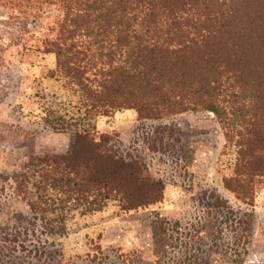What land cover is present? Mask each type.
Instances as JSON below:
<instances>
[{
	"label": "trees",
	"instance_id": "obj_1",
	"mask_svg": "<svg viewBox=\"0 0 264 264\" xmlns=\"http://www.w3.org/2000/svg\"><path fill=\"white\" fill-rule=\"evenodd\" d=\"M52 8L58 17L39 38L32 29ZM0 10L10 48L54 56L46 79L59 86L51 97L64 100L42 106L43 121L68 136L60 154L26 146L18 168L1 176L0 199L17 197L27 215L15 228L0 226V264L33 254L23 244L29 233L65 237L77 214L110 202L129 213L163 201L165 181L114 133L97 130V118L111 121L117 112L132 110L142 122L212 114L231 155L223 187L254 204L264 190V0H0ZM169 227L152 223L163 249ZM40 250L35 245L30 259Z\"/></svg>",
	"mask_w": 264,
	"mask_h": 264
},
{
	"label": "rangeland",
	"instance_id": "obj_2",
	"mask_svg": "<svg viewBox=\"0 0 264 264\" xmlns=\"http://www.w3.org/2000/svg\"><path fill=\"white\" fill-rule=\"evenodd\" d=\"M4 14L0 10V186L1 176L23 161L26 146L43 155L64 153L68 145L66 134L52 132L43 121L42 106L53 101L54 108L64 100L51 97L60 94L59 86L46 79L54 56L10 48ZM57 17V10L49 9L32 32L41 38L42 28ZM95 126L100 133H114L125 152L165 181L163 201L129 213L110 202L100 212L77 214L62 238L23 235L25 251L33 254L24 252V258L14 256L11 262L53 264L54 257L58 264L62 254L65 264H264V190L249 206L224 189L231 155L212 114L142 122L130 110L117 112L111 121L99 117ZM7 194L0 199V226L12 229L27 210ZM218 198L225 202L221 208L213 206ZM158 219L171 226L165 249L153 237L152 223ZM35 245L41 248L38 260L30 259Z\"/></svg>",
	"mask_w": 264,
	"mask_h": 264
},
{
	"label": "crops",
	"instance_id": "obj_3",
	"mask_svg": "<svg viewBox=\"0 0 264 264\" xmlns=\"http://www.w3.org/2000/svg\"><path fill=\"white\" fill-rule=\"evenodd\" d=\"M125 112H130V110H127V111H125Z\"/></svg>",
	"mask_w": 264,
	"mask_h": 264
}]
</instances>
